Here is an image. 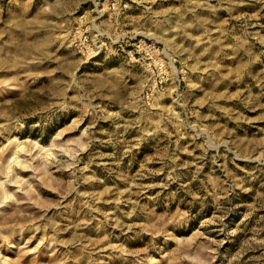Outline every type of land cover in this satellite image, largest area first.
I'll use <instances>...</instances> for the list:
<instances>
[{"label": "rangeland", "instance_id": "374dc122", "mask_svg": "<svg viewBox=\"0 0 264 264\" xmlns=\"http://www.w3.org/2000/svg\"><path fill=\"white\" fill-rule=\"evenodd\" d=\"M0 264H264V0H0Z\"/></svg>", "mask_w": 264, "mask_h": 264}]
</instances>
